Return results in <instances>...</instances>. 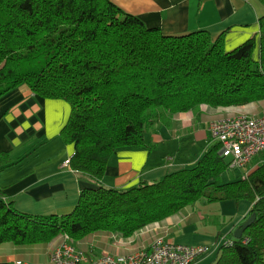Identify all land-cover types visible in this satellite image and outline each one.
<instances>
[{"label": "trees", "instance_id": "16d2710c", "mask_svg": "<svg viewBox=\"0 0 264 264\" xmlns=\"http://www.w3.org/2000/svg\"><path fill=\"white\" fill-rule=\"evenodd\" d=\"M258 26L256 58L255 38L225 51L222 36L212 41L205 31L166 36L110 0H0V98L25 84L37 96L66 101L71 112L61 137L74 147L69 167L100 181L114 153L147 146L157 111L263 101L264 13ZM218 149L212 144L193 167L157 181L85 188L64 215L20 213L0 197V244H46L60 234L128 238L201 199L246 200L254 222L211 264H264V163L222 182L228 163ZM6 158L0 154V166Z\"/></svg>", "mask_w": 264, "mask_h": 264}, {"label": "crops", "instance_id": "0c3cea01", "mask_svg": "<svg viewBox=\"0 0 264 264\" xmlns=\"http://www.w3.org/2000/svg\"><path fill=\"white\" fill-rule=\"evenodd\" d=\"M110 1L166 36L205 31L212 41L222 36L225 51L255 38L254 56H258V20L264 13L258 0ZM70 112L66 101L37 96L25 84L0 98V154L7 155L8 162L0 166V197L16 211L38 216L64 215L71 212L85 188L128 189L191 168L215 144L209 133L210 123L239 114L260 116L264 113V100L236 107L200 105L174 115L157 111L153 126L145 134L147 146L114 153L100 181L65 165L74 153L73 145L64 143L61 137ZM260 163H264V155L255 157L237 176ZM251 206L246 200L201 199L128 238L94 233L73 241V245L95 259L148 248L156 236H162L169 243L205 246L206 252L192 264H211L219 248L234 238V231L249 217ZM58 236L46 244H0V264H49V255L60 242Z\"/></svg>", "mask_w": 264, "mask_h": 264}, {"label": "built area", "instance_id": "2783aa9c", "mask_svg": "<svg viewBox=\"0 0 264 264\" xmlns=\"http://www.w3.org/2000/svg\"><path fill=\"white\" fill-rule=\"evenodd\" d=\"M209 133L211 140L219 145L218 155L227 161L228 170H242L264 153V113L260 116L239 114L216 120L210 123ZM65 165L69 166V160ZM110 236L116 237L114 234ZM58 239L59 244L49 255V264H192L207 250L205 246L169 243L164 237L156 236L148 248L122 256L103 255L90 259L86 252L74 247L67 234H60Z\"/></svg>", "mask_w": 264, "mask_h": 264}, {"label": "water", "instance_id": "95a60500", "mask_svg": "<svg viewBox=\"0 0 264 264\" xmlns=\"http://www.w3.org/2000/svg\"><path fill=\"white\" fill-rule=\"evenodd\" d=\"M255 214H251L235 231H234V238L239 239L241 238L245 229H247L255 220Z\"/></svg>", "mask_w": 264, "mask_h": 264}, {"label": "rangeland", "instance_id": "374dc122", "mask_svg": "<svg viewBox=\"0 0 264 264\" xmlns=\"http://www.w3.org/2000/svg\"><path fill=\"white\" fill-rule=\"evenodd\" d=\"M148 132V131H147ZM239 174V169L238 170H233V171H227L225 172L222 177H221V181L222 182H227V181H231L234 178L237 177V175Z\"/></svg>", "mask_w": 264, "mask_h": 264}]
</instances>
